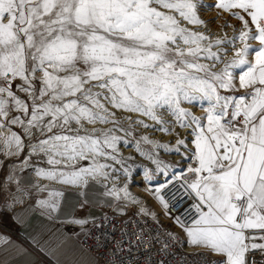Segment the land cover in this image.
<instances>
[{
	"label": "snow or ice",
	"instance_id": "6c2138e0",
	"mask_svg": "<svg viewBox=\"0 0 264 264\" xmlns=\"http://www.w3.org/2000/svg\"><path fill=\"white\" fill-rule=\"evenodd\" d=\"M133 185L183 233L149 230L162 252L186 242L203 264H264V0H0L5 204L47 193L41 216L107 239L116 216L77 218L90 201L68 204L66 191L99 186L116 215L139 205L133 215L159 224ZM18 222L59 264L63 232ZM122 223V237L137 226ZM115 243L107 264L123 255ZM14 246L0 236V252Z\"/></svg>",
	"mask_w": 264,
	"mask_h": 264
},
{
	"label": "crops",
	"instance_id": "0c3cea01",
	"mask_svg": "<svg viewBox=\"0 0 264 264\" xmlns=\"http://www.w3.org/2000/svg\"><path fill=\"white\" fill-rule=\"evenodd\" d=\"M85 196L90 203L85 205L83 210L77 209L76 217L82 218L85 213H90V220L103 213V205L109 199L102 194L96 193L94 188H89L81 192L75 188H69L64 197L68 204L75 205L82 202ZM47 193L34 194L26 196L24 204H11V198H8V204H5V196L0 193V236H8L15 241L16 246L8 249L7 252H0V264H54L45 251L34 247L26 239L27 232L24 231L18 220H25L31 227L28 232L40 231L42 228L51 230L60 229L67 238V245L64 251L59 255V264H98L94 254L84 249L81 245L83 232L75 224H64L60 221H49L46 217L40 215V210L36 207L37 201L46 199ZM29 205H32L33 211L24 212Z\"/></svg>",
	"mask_w": 264,
	"mask_h": 264
},
{
	"label": "built area",
	"instance_id": "2783aa9c",
	"mask_svg": "<svg viewBox=\"0 0 264 264\" xmlns=\"http://www.w3.org/2000/svg\"><path fill=\"white\" fill-rule=\"evenodd\" d=\"M137 210V207H129L126 209L127 216H119L116 215L113 208L103 207V213H108L109 219L116 216L112 222L115 224L117 231L112 232L111 225L104 229V231L109 233L107 239L103 237L97 239L100 236V232L95 229H93L91 237L83 233L80 240L81 245L84 249L94 254L98 264H107L109 258L112 257V250L116 247V240H123V255L120 259L123 260L124 264H159L160 261H164V264H203V261L207 259L202 255H194L200 250L188 246L186 242L183 246L174 245L171 247L170 252L175 253V255L162 252L161 244L151 241L149 230H151L152 234H156L157 232L166 233L167 230L171 229L173 232L183 236L182 232L173 225V222L159 220V224H157L150 217L133 215ZM129 218L134 220L137 226L128 225L127 234L122 237L119 229L124 227L122 221ZM160 225H163V229L160 228ZM87 227H92L91 223ZM140 228H144V242L140 248H136V244L140 240ZM133 233L135 234L133 235ZM128 237H131L130 241ZM101 243H103V247L100 246ZM129 243H131L133 249L131 256H129L127 251ZM132 256L138 257V259H132ZM120 259H113V264H120Z\"/></svg>",
	"mask_w": 264,
	"mask_h": 264
},
{
	"label": "bare ground",
	"instance_id": "6f19581e",
	"mask_svg": "<svg viewBox=\"0 0 264 264\" xmlns=\"http://www.w3.org/2000/svg\"><path fill=\"white\" fill-rule=\"evenodd\" d=\"M207 2L211 4V3H214V0H207ZM201 15H202V18L205 19L206 21H211V20H213V18L216 16V11H215V10H212V11H203V12L201 13ZM219 23H223V21L221 20ZM219 23H212V24L210 25V27L212 28L213 31H219ZM232 23H233V22H232ZM234 24H235V23H234ZM228 31H229V33H230V29H229ZM196 112H197V114H200L199 109H196ZM154 138H155V139H157V138H159V139H163L164 141L172 140V137H170V136H168V135H166V134H164V133H156L155 136H154ZM131 151L134 152V149H131ZM125 153H129V150H125ZM172 157H173V158H179L178 156H175V155H173ZM135 175H137V176L139 177L140 175H142V173H141V172H140V173H135ZM141 186H142V185H136V186H132L131 188H132L133 191H135V192H136V191L140 192V196H141V197L149 198L150 196L148 195V193H147V192H144L143 190L140 189ZM136 194H137V193H136ZM138 194H139V193H138ZM149 202H150V206H152L153 203H154L153 199H152V200L149 199ZM154 205H155V204H154ZM156 206H158V205H156ZM158 207H159V206H158ZM156 211H157L158 214H161V216H159V220L170 221V222H172L171 220L167 219V218L164 216V214H163V212H162V210H161L160 207L157 208ZM192 248H193V247H192Z\"/></svg>",
	"mask_w": 264,
	"mask_h": 264
},
{
	"label": "rangeland",
	"instance_id": "374dc122",
	"mask_svg": "<svg viewBox=\"0 0 264 264\" xmlns=\"http://www.w3.org/2000/svg\"><path fill=\"white\" fill-rule=\"evenodd\" d=\"M231 22H233V23H236V21L235 20H231ZM199 115V114H198ZM150 122V121H149ZM158 140H160L161 142H168V141H164L163 139H159V138H157ZM129 153H125V155H128ZM161 154L163 155V151L161 150ZM173 156V155H172ZM172 156H165V159L166 160H172V161H176V160H179V158H173ZM137 159L139 160V159H142V158H140V157H138L137 156ZM179 171V170H178ZM137 173H140V172H137ZM142 173V172H141ZM133 186H136V185H133ZM92 188H94V190H95V192L96 193H99V194H102L103 193V191H104V189H102V188H100L99 186H94V187H92ZM140 189L141 190H143V185L140 187ZM131 192H132V194L133 195H135V196H139L144 202H145V206H150V202H149V199H151L152 200V198L151 197H149V198H144V197H141L140 196V192H138V191H133V189L131 188ZM137 193V194H136ZM139 193V194H138ZM109 200H110V198L109 197H107ZM155 204V205H154ZM157 204L154 202L153 203V205L152 206H150L156 213H157V211H156V209L157 208H159L158 206H156ZM129 207H137V208H139V205H137V206H133V205H129L128 206V208ZM158 214V213H157ZM158 216H161V214H158ZM182 235H183V233H182Z\"/></svg>",
	"mask_w": 264,
	"mask_h": 264
}]
</instances>
